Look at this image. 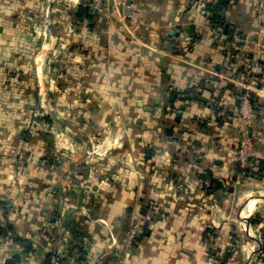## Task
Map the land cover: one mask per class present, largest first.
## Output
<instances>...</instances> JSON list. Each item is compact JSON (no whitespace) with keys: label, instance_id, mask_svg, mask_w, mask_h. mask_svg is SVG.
I'll return each instance as SVG.
<instances>
[{"label":"crops","instance_id":"1","mask_svg":"<svg viewBox=\"0 0 264 264\" xmlns=\"http://www.w3.org/2000/svg\"><path fill=\"white\" fill-rule=\"evenodd\" d=\"M82 1L53 66L65 13L50 19L51 0H0V190L11 233H0V264H58L65 250L68 264H98L100 251L113 257L126 242L145 206L161 220L125 264H211L207 234L234 240L237 226L238 264H264V0H229L217 13L220 0H128L143 14L137 28L113 2L80 21ZM53 73L55 94L74 114V123L55 116L57 139L41 106L50 104ZM250 89L263 106L256 155L241 166L240 134L226 116ZM66 124L77 142L112 144L91 156L67 148Z\"/></svg>","mask_w":264,"mask_h":264},{"label":"rangeland","instance_id":"2","mask_svg":"<svg viewBox=\"0 0 264 264\" xmlns=\"http://www.w3.org/2000/svg\"><path fill=\"white\" fill-rule=\"evenodd\" d=\"M78 2H80V0H51L50 4L48 5V10H49V15H50V19L53 20L54 16H58L59 12H64L65 13V18L64 20H62L61 22H58V25L60 26L61 29H59V32L55 35V42H53L52 44H54L53 48H51L52 53L50 55V60L51 64L56 65L57 61L60 62L63 60V55L64 52L63 49L66 47L63 45V41L65 40V38L69 37V20H70V10L73 9ZM63 22V24H62ZM51 24V23H50ZM50 24L48 23L47 27H46V33L48 34V32H52V28L50 26ZM57 26L54 27L55 30H58ZM63 40V41H62ZM50 52V48L48 50ZM48 51L47 50H42L39 54L41 56V58L46 57V55L48 56ZM63 54V55H62ZM62 55V56H61ZM60 56V57H59ZM49 58V57H48ZM58 59V60H57ZM56 61V62H55ZM41 62V60H40ZM53 70V67H52ZM58 74L56 75L55 73L52 74V80H55V82H51V87H50V91H49V96H50V104L48 105H43L42 103V108L43 106L47 109L50 107V116L51 118H53V120L50 121V123H52V125L50 126V132L52 133V136L54 137V139H57V136L59 134V130L53 125L56 121H58L57 119H55V116H61L62 118L66 119L69 117L72 122L74 123V114H72L73 112L71 111L72 109L70 107H66L61 104V102L59 101V97H57V95L55 94L57 92L58 89ZM55 85V86H54ZM42 92H44L43 88L41 87ZM47 95V96H48ZM42 96L43 98H45V95L42 93L41 94V102H46L45 100H42ZM39 111L37 112L38 116L41 118L42 116V112H41V107L39 105ZM41 115V116H40ZM65 119V120H66ZM39 130L42 129V123H39ZM63 128V127H62ZM66 130H65V129ZM64 130L66 133V143L63 146H66L67 148H82V150L85 151V154H88L89 156H91L92 154V149L94 148H98V149H102V148H109V146H111L112 144V140L111 138H106L103 141H98L97 138H93V136H82L81 140L78 138V142L76 141L77 135L75 134V130L73 128V126L71 124H66V126H64ZM81 141V143L83 144H79ZM55 143L56 140H55ZM84 148L89 149L90 151H86ZM84 168H89L88 165L84 164ZM236 206V205H235ZM234 206V208H236ZM238 206V205H237ZM235 217V215H234ZM233 218V217H232ZM231 219V218H229ZM236 223L238 224V218H236ZM237 226V225H236ZM212 229V231L210 233L207 234V237L210 240V246H207L206 248V255L210 258L211 260V264H238V226H237V235L236 238L233 240V238H230L229 234H226V239H224L223 237H221L220 235H218L217 232H215V230ZM143 234V233H142ZM73 237V238H71ZM245 237V235H244ZM66 239L68 241H70V239L74 240L75 237L74 236H67ZM136 241V240H135ZM134 241V242H135ZM134 247H133V243L132 244H127L126 242H122V244H120L118 247H115L112 251V255L113 257L110 255V253H104V251H100V254L98 256V264H104V262L107 259H112L109 264H125L126 260L128 259V257H130L131 255V251H133ZM64 252V251H63ZM65 254L67 253V251L65 250L64 252ZM107 254V255H106ZM61 255H63V253H61Z\"/></svg>","mask_w":264,"mask_h":264},{"label":"built area","instance_id":"3","mask_svg":"<svg viewBox=\"0 0 264 264\" xmlns=\"http://www.w3.org/2000/svg\"><path fill=\"white\" fill-rule=\"evenodd\" d=\"M110 2L116 7L125 12L129 17L131 23L137 28L143 24V14L140 10L132 8L128 4V0H92L91 6L93 11L98 15H104L106 8L109 7ZM261 12L259 15V44H264V3H261ZM253 92L247 90L240 95V110L238 114L226 116V120L232 123L240 134V143L236 156L237 164L241 166H248L256 155V137L254 135L255 123L258 120V113L253 104ZM9 198L7 194L0 190V228L9 231L6 236L7 240L10 236V218H9ZM144 232L143 221L137 215L135 216L126 237V243L132 244Z\"/></svg>","mask_w":264,"mask_h":264},{"label":"trees","instance_id":"4","mask_svg":"<svg viewBox=\"0 0 264 264\" xmlns=\"http://www.w3.org/2000/svg\"><path fill=\"white\" fill-rule=\"evenodd\" d=\"M228 1L229 0H220L219 4L216 6V8H214V9L212 8L213 12L214 13L219 12L223 7H225L228 4ZM91 3H92V0H83L82 4L80 5V7L78 9V11H76V13H75V18H78L80 21H83V20H93L95 18V16H98V14H96L93 11ZM248 65H250V62H248ZM252 100H253V104H254V107H255V109H256V111L258 113V118H259L260 109L262 108L263 104L260 102L259 98H257L256 96H253ZM222 119L223 118H221V120ZM255 126H256V123H255ZM255 130L256 129L254 127V135H255V137H257ZM243 171H244V173H246L248 175L250 173V170L248 168H244ZM260 172H261L262 176H264V162H261ZM149 211H150L149 206H145L142 209V216L140 218L143 221L144 232L133 243V247L134 248L140 247V245L142 244L144 238L150 235V225H151V223L155 222V221H158V220L159 221L161 220V218L159 216L151 215L149 213ZM2 232L4 233L5 231L2 228H0V233H2ZM18 241L21 243L22 239L19 238ZM262 250L264 251V232H263ZM78 251H81L80 247H78ZM71 257H73V254L69 250L66 253V257H64V258H62V257L60 258L59 257V259H57V261L59 260L58 264H68V263H70L69 260L71 259ZM110 260L111 259H108L107 261L104 262V264H109L108 262Z\"/></svg>","mask_w":264,"mask_h":264},{"label":"bare ground","instance_id":"5","mask_svg":"<svg viewBox=\"0 0 264 264\" xmlns=\"http://www.w3.org/2000/svg\"><path fill=\"white\" fill-rule=\"evenodd\" d=\"M260 191V190H259ZM262 192V191H261ZM255 195V194H254ZM256 201H254L253 199L249 202V204L247 205V210L248 212H250L252 210V208L254 207ZM243 210V209H242ZM244 212V211H242ZM249 217V216H248ZM243 218V217H242Z\"/></svg>","mask_w":264,"mask_h":264},{"label":"water","instance_id":"6","mask_svg":"<svg viewBox=\"0 0 264 264\" xmlns=\"http://www.w3.org/2000/svg\"><path fill=\"white\" fill-rule=\"evenodd\" d=\"M8 262H9L10 264H12V263L14 262V260H13L12 258H10V259L8 260Z\"/></svg>","mask_w":264,"mask_h":264}]
</instances>
